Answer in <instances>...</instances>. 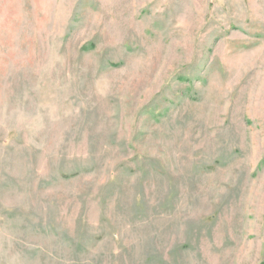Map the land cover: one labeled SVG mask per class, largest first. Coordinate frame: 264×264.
Masks as SVG:
<instances>
[{"label": "rangeland", "instance_id": "1", "mask_svg": "<svg viewBox=\"0 0 264 264\" xmlns=\"http://www.w3.org/2000/svg\"><path fill=\"white\" fill-rule=\"evenodd\" d=\"M0 264H264V0H0Z\"/></svg>", "mask_w": 264, "mask_h": 264}]
</instances>
